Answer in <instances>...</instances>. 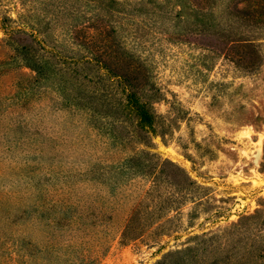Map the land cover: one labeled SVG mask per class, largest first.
I'll return each instance as SVG.
<instances>
[{
    "label": "rangeland",
    "instance_id": "obj_1",
    "mask_svg": "<svg viewBox=\"0 0 264 264\" xmlns=\"http://www.w3.org/2000/svg\"><path fill=\"white\" fill-rule=\"evenodd\" d=\"M233 225L264 238V0H0V264H159Z\"/></svg>",
    "mask_w": 264,
    "mask_h": 264
},
{
    "label": "trees",
    "instance_id": "obj_2",
    "mask_svg": "<svg viewBox=\"0 0 264 264\" xmlns=\"http://www.w3.org/2000/svg\"><path fill=\"white\" fill-rule=\"evenodd\" d=\"M39 67L42 65L40 64ZM118 67V64H112L110 72L115 74L119 82L128 83L127 108H148V103L141 102L131 84V81H136V76L134 77L131 72L127 77L119 75ZM139 68L138 65L133 64L131 71L134 73ZM159 264H264V238L253 234V230L243 231L241 225H233L222 235L207 239L203 246L190 247L172 254Z\"/></svg>",
    "mask_w": 264,
    "mask_h": 264
}]
</instances>
